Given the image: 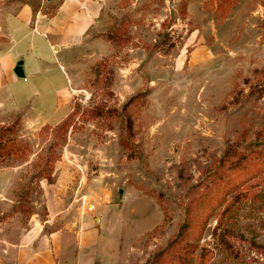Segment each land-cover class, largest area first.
I'll use <instances>...</instances> for the list:
<instances>
[{
  "label": "rangeland",
  "instance_id": "rangeland-1",
  "mask_svg": "<svg viewBox=\"0 0 264 264\" xmlns=\"http://www.w3.org/2000/svg\"><path fill=\"white\" fill-rule=\"evenodd\" d=\"M44 2L0 0V42ZM79 48L0 91V264L87 224L90 264H264V0H103Z\"/></svg>",
  "mask_w": 264,
  "mask_h": 264
},
{
  "label": "crops",
  "instance_id": "crops-1",
  "mask_svg": "<svg viewBox=\"0 0 264 264\" xmlns=\"http://www.w3.org/2000/svg\"><path fill=\"white\" fill-rule=\"evenodd\" d=\"M44 3L55 6L52 11H36L30 4H22L5 20L7 38L0 42V91L3 94L11 86L18 85L25 87L32 97L45 96L39 88L55 86L56 79L62 80L60 67L68 70V77L71 76L73 56L96 24L103 6V0H46ZM19 61L23 62L22 69L28 84H23V78L14 73ZM5 177V172H0V188ZM63 231L58 261L53 255L54 242L49 237H46L47 247L32 253L25 243L12 245L10 261L13 264H90L88 254L95 247L91 241L95 235L94 227L89 224L83 226L81 243L76 244L72 256L74 259L65 255L66 250L72 252V246L67 243L68 236L64 238Z\"/></svg>",
  "mask_w": 264,
  "mask_h": 264
},
{
  "label": "trees",
  "instance_id": "trees-1",
  "mask_svg": "<svg viewBox=\"0 0 264 264\" xmlns=\"http://www.w3.org/2000/svg\"><path fill=\"white\" fill-rule=\"evenodd\" d=\"M127 125H128V127H129V122L127 123ZM131 126V125H130ZM131 129V128H130ZM123 143V145L125 146V147H129V145H128V142H126L125 140L122 142ZM245 158H244V160L243 161H246V160H248V155L246 154L245 156H244ZM225 160H226V164H225ZM225 160H223V167H222V169H224L226 166H228V164H227V161H228V158L227 159H225ZM226 165V166H225ZM182 238V236L181 235H179L177 238H175L174 239V241L171 243V245H177V243L178 244H182L183 245V247H185V249H187L189 246H186V243L181 239ZM166 252H168V250H166L165 251V253ZM191 252H190V250H189V254H187L186 256H182L181 254H179L178 256H177V258H176V264H190V263H188V260L191 258ZM200 258L201 259H203V255L202 256H200ZM175 264V263H174Z\"/></svg>",
  "mask_w": 264,
  "mask_h": 264
},
{
  "label": "water",
  "instance_id": "water-1",
  "mask_svg": "<svg viewBox=\"0 0 264 264\" xmlns=\"http://www.w3.org/2000/svg\"><path fill=\"white\" fill-rule=\"evenodd\" d=\"M22 64H23V62L19 61L17 66H16V68L14 69V73L19 78H24L25 77V74H24L23 69H22Z\"/></svg>",
  "mask_w": 264,
  "mask_h": 264
}]
</instances>
